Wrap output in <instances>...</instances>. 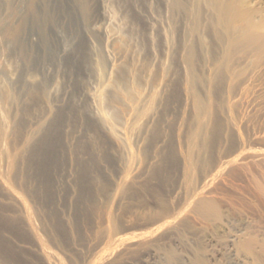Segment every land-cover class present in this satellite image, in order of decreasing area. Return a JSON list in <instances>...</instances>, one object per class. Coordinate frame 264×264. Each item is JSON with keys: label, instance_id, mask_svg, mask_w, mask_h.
<instances>
[{"label": "rangeland", "instance_id": "1", "mask_svg": "<svg viewBox=\"0 0 264 264\" xmlns=\"http://www.w3.org/2000/svg\"><path fill=\"white\" fill-rule=\"evenodd\" d=\"M59 1L65 17L61 19L63 28L59 29L62 34L55 32L51 35L55 45L33 46V59L29 64L20 59L11 63L9 50L0 56V60H4L0 61V89L3 93L6 87L18 92L24 78L27 82L45 80L49 104H52L47 122L40 119V115L27 118L31 115L22 111L23 108L31 112L34 107L28 97L19 99L6 112L0 107V179L28 207L29 221L27 223L18 200L9 196L0 184V264H45L38 251L43 246L57 257L59 264H87L91 254L94 253L90 257L93 261L96 252L101 255L110 249L114 251L102 264H191L193 258H201L205 264H252L246 254L235 253L234 244L246 233L261 241L264 238V217L259 206L247 209L234 202L241 199L256 205L252 194L235 192L245 189L243 187L250 181V176L233 178L225 169L224 177H215L216 169L230 154L228 143H213L209 135L200 136V147L194 152L193 180L180 163L197 126L193 102L200 99L196 83L193 90L188 89V68L183 61L189 39L195 49H201L198 31H191L188 26V9L172 7L170 2L167 3L169 0H84L87 8L81 11L73 0ZM258 7L261 13L257 16L264 21V0H259ZM104 12L107 18L103 21L101 15ZM67 17L69 20L64 19ZM95 21L100 22L98 25L102 29L120 31L128 38L119 61L114 65L111 59L107 61L104 76L95 55L102 32L87 35L82 31L83 25ZM210 34V30L207 31L209 49L214 45ZM31 37L36 40V36ZM56 51L60 53L56 54L57 57L52 55ZM196 53L198 59H194L193 71L198 73L202 64L201 51ZM121 67L126 68L127 73L123 85L116 87L113 85V71ZM246 67L248 74L251 68ZM262 75L263 80L264 72ZM159 83L162 87H155ZM153 89L159 93L155 92L156 99L153 106L150 105L153 111H150L152 109L147 107L146 101ZM128 94L137 101L136 108L127 101ZM110 95H113V101L109 105L107 98ZM208 101L212 105L214 98L209 97ZM100 105L104 107L108 123L117 114L118 119L112 124L116 137L109 132L108 124L100 120ZM142 108L150 110L138 126L133 123L134 128L131 122L136 110ZM38 118L45 123L42 129L49 137L48 146L38 141L44 133L27 142ZM66 119L71 132V154L66 152L64 138L62 140L61 128ZM211 127L212 121L209 120L207 128ZM125 132L132 133L131 152L141 153L129 159L132 163L122 149ZM144 136L145 141H142ZM258 143L252 147L261 146L264 150V142L260 146ZM43 153H47L44 157L47 163L41 161ZM261 167L264 168V154ZM120 174H127V180L122 193H116ZM256 174L258 172L253 176ZM204 181L212 189L209 197L216 202L217 217L202 219L187 205L192 190H199ZM105 211L113 214L117 232L109 234L107 227L110 223ZM137 234L141 236L134 237ZM113 235L124 240L119 248H113Z\"/></svg>", "mask_w": 264, "mask_h": 264}, {"label": "bare ground", "instance_id": "2", "mask_svg": "<svg viewBox=\"0 0 264 264\" xmlns=\"http://www.w3.org/2000/svg\"><path fill=\"white\" fill-rule=\"evenodd\" d=\"M169 2H170L172 7L175 6L178 9H181L183 7L185 9H188V12H189V17H187L188 21H189L188 26H190L191 31H198L197 40H199V43H200L199 47L202 49L201 50L199 48L200 49L199 51H201L200 63H202V64H200L201 69H200V71L198 70V73H196L197 70H195L196 72L193 71V69H194L193 63H195L194 59L198 55L196 53V51L197 52H199V51L197 49H195L194 45H192V43L190 42L191 39H189L188 45H187V47L185 49V53L183 55L184 64L187 65L186 67L188 68V70H187L188 80H189V88L188 89H192L194 84L196 83V85H198L199 94H200V96H197V95L196 96L200 99H199V102H197V97H196V99L194 98L197 102V103L193 102V107H194L195 112H196L197 126H196L195 132L192 133V135L189 138V145L187 147L188 148L187 151H185L186 153L184 154L183 158L181 157L183 159V162H180V163H182V165H184L183 167H185L187 169V171L189 172V177L191 178V180H193V176H194V174H193L194 173V170H193L194 152H195L196 148L199 149V147H200L199 143H198L200 136L201 135H203V136L209 135V137L211 138V142H213V143H219V141H221L222 143L223 142L228 143V146L230 149V154L227 156L225 161L222 160V163H220V165L216 169L215 177L219 178V179H221V177H224V175L226 174L225 169H226L227 173L229 174V176L233 177V178H236L239 176H250V181H248V184L243 187L245 189H240L239 191L235 190V192H242V193L244 192L245 194H247V196H249L248 193L252 194V196L255 198V199L253 198V201L256 203V205H254V203L252 201H247V200L245 201V200H241V199H238V200L235 199L234 202H236L235 203L236 205H239V206H241L243 208H247V209H251L253 206L254 207L259 206L263 212V217H264V168L261 167V160H262V157L264 154V150L260 146L261 142H264V108H263V102H264V82H263V80L264 79L262 80V76H263L262 74L264 72V21H262V17L257 16L259 14V12L261 11V10H259V7H258L259 0H169L167 3H169ZM59 3H60L59 0H0V56H2V53L4 51H6V53H7V51L9 50V53L11 52V54H10V57L9 56L8 57L11 59V61H10L11 63H12V61H15L16 59L17 60L20 59L21 61H23V63L29 64L31 62V60L33 59L32 58L33 46L34 47L35 46H38V47L51 46L53 43V41H52L53 38L51 39V35H53V33H55V32H57V34L58 33L60 34L61 32H59L60 31L59 29H60V27L63 28L61 19L63 18V16L65 17V15H64L65 13L63 10L64 8L61 7L59 5ZM73 4L77 7V9L79 8V10H81V11H83V10L86 11L87 1L85 2L84 0H73ZM71 6H72V4H71ZM73 9L75 10V8H73ZM176 11H178V10H176ZM67 13H70V12L67 11ZM104 14H106V12H104L101 15V19L103 21L105 18H107V17H105ZM68 15H70V14H68ZM81 15H83V14H81ZM109 17H110V15H109ZM68 18H70V17H67L64 19H68ZM72 18H74L73 15H72ZM76 19H77V17H76ZM71 21H73V20H71ZM105 22H107V21H105ZM98 23H100V22L99 21L88 22L87 24L83 25L82 31L87 35L90 33L97 35L99 32H102V34H101L102 38H101V40H99L101 42L98 41L99 44H97L98 47H96L95 55L98 58L97 65L99 67V70H101L102 75L103 74L105 75V73H106L105 72V66H106L107 61H110V59H111L113 62V65L115 64V62L119 61V59L121 58L120 53H122L124 46L127 44L128 38H127V35L125 33L123 34L119 30H117L119 32L111 31V30H108L106 27H104L102 29L101 28L102 26L100 27V25H98ZM209 30L211 33L210 36L212 35L211 38H213V44H214V45H212V47L210 49H209V47L211 46L209 44L210 43L209 42L210 37L208 39L206 38V37H208L207 31H209ZM31 36H36V40L31 39L32 38ZM93 38H95V37H93ZM99 39H100V36H99ZM75 40H76V38H75ZM207 40L209 42L208 43L209 45L207 44ZM67 42H68V39H67ZM211 44H212V41H211ZM91 47H92V45H91ZM43 49H44V47H43ZM43 53H45V52L43 51ZM58 53L59 52H57V51L54 54L52 52V55H56ZM87 54H88V52H87ZM41 56H43V55H41ZM57 56L58 55H56L55 57H57ZM90 56H91V54H90ZM90 56H88V57L90 58ZM12 59H14V60H12ZM196 59H198V58H196ZM90 60H91V58H90ZM0 61H4V60H0ZM34 61H36V60H34ZM45 61L46 60H43L44 63H45ZM6 62H7V60H6ZM88 62H90V61H88ZM39 66H40V64H39ZM248 66L251 68L250 69L251 71L247 74L245 67L249 68ZM26 67H27V65H26ZM27 69H29V68H27ZM113 72H114L113 76H114V83H115L113 85L116 87H120L121 85H123V82L125 80V75L127 73L126 68L121 67V68L117 69V71L115 69ZM99 74H100V72H99ZM99 74H98V76H99ZM102 75H100V76H102ZM254 78H257V79H254ZM48 79H50V78H48ZM39 80H40V78H39ZM44 81L41 80L38 82L35 80H30L27 82V80H25V78H24L21 83L19 82L20 84H19L18 89H17L18 92H13L14 90L13 91L9 90L10 87L5 88L6 89L5 93H3V91L0 89V107L4 110V112H6V109H8L9 106H11L12 104H17L19 99L28 97L31 101H33L32 106H34V107H33V109L31 108L32 109L31 112H27L28 108L27 109L23 108L22 111H24V112L26 111V114L28 113L27 115H31L29 117H27V116L26 117L28 119L29 118L31 119L34 115L35 116L40 115L39 118L44 119L46 121L47 116H49V113H51L50 111H52L51 110L52 104L51 105L49 104V102H50L49 101L50 100L49 99V92L47 93V85L45 83L46 81L45 82ZM47 84H49V83H47ZM159 85H160V87H162L160 83L157 84L155 87H159ZM14 89H15V87H14ZM155 92H156V90H154V92L152 94H150L151 98L149 96L147 97L146 104H147V107H149V108H151L153 106V103H154L153 100L156 99L155 98L156 97ZM157 92L159 93V90H157ZM194 92H196V91L194 90ZM196 93L198 94V92H196ZM83 94H82V96H83ZM101 95L102 94H100V96ZM56 96H58V95H56ZM159 96H160V94H159ZM112 97H113V95L108 96L107 104H109V105L111 104V101H113L111 99ZM193 97H195V96H193ZM209 97L214 98V103L212 105H209V101H208ZM100 99H101V97H100ZM126 99L129 102V104H131L132 106H134L136 108L137 101L135 102L133 95L128 94L126 96ZM101 100H103V99H101ZM150 105H151V107H150ZM211 106H212V109L210 108ZM144 108L136 110V116H135L134 120L131 122L132 124L135 123V125H137V126L140 124V121H142L141 120L142 117H144L145 113L150 110L149 109L148 111H146L145 109H148V108H145V109ZM20 109H22V107H20ZM211 110H212V112H210ZM104 111L105 110H104L103 106L98 108L100 120H102L106 124H108L109 132L114 137H116V132L112 128V126H113L112 124H114L115 120L118 119V116H117V114H114V117L112 118L113 120H111V121L109 120V123H108V120H107V117H106ZM150 111H153V109ZM39 118L34 121V123L36 125L35 129L31 130V135L29 136V139L27 140V142H29L30 139H31V141H33L35 139V137H37V136L39 137L41 133H44L42 128L45 127V126H43V125H45V123L44 122L42 123L43 120L39 121ZM209 120L212 121V127L210 129L207 128V123ZM67 122H68V120L66 122H63V124H62V126H63L61 128L62 129V135L64 134V136L62 137V140L64 138V142L63 141H61V142H63V144L66 145L65 146V148L67 147L66 152L70 153L71 147H70L69 140H70V133L71 132H69V129H68L69 123H67ZM55 124H56V122H55ZM132 126H134V124ZM51 127H53V124H51ZM60 127H61V125H60ZM134 128H135V126H134ZM45 130H46V128H45ZM45 133L38 140V141L42 142L43 145H45V144L47 145V143H49L48 142L49 137H47ZM130 135H132V133L130 134V132L129 133L125 132L124 138L122 139L123 140L122 141V149H123V151H125L127 158L125 156H123V157H125L127 160L131 159V157L134 158V157H137L138 155L140 156V154H141L139 152V154L136 155V154H133L131 152ZM144 138H145V136L141 140L145 141ZM131 140H133V139L131 138ZM221 142H220V144H221ZM257 142H260V144L258 143L260 147L259 148L255 147V146L252 147V145L253 144L255 145V143L257 144ZM148 144H149V142H148ZM71 145H72V143H71ZM92 146H94V145H92ZM256 146H258V145H256ZM69 147H70V149H69ZM53 149H54V147H53ZM134 152H136V151H134ZM82 154H84V153H82ZM86 154H88V153H86ZM45 155H44V153L41 154V161L45 160L44 159ZM59 155H60V153H59ZM94 155L96 156V154H94ZM180 155H182V154H180ZM52 156H53V154H52ZM80 158H82V157H80ZM92 158H93V156H92ZM56 159H57V157H56ZM38 160H40V157L38 158ZM88 161H89V159H88ZM130 161L131 160H129V162ZM45 162H46V160L44 161V163ZM49 162H51V161H49ZM52 162H53V160H52ZM61 162H63V161H61ZM130 163H132V162H130ZM61 166H63V165H61ZM51 167H52V165H51ZM86 170H88V169H86ZM128 171H130V170H128ZM155 171H152V172H155ZM94 172H95V170H94ZM134 172H135V170H134ZM152 172H151V174H153ZM257 172H258V174H256V176H253V174H255ZM85 173H86V171H85ZM127 174L126 175L122 174L123 176L120 174V182L117 183L116 193L121 192V190L123 188V184H125V182L127 180ZM131 174H133V173H131ZM128 176H130V175H128ZM153 177L154 176L152 175V178ZM154 179H155V177H154ZM203 180H207V179H203ZM0 184L6 190L5 192H8L9 196L11 195L16 200H18V202L20 203V205L22 207L24 215L26 217V221H28V219H27V216H28V209L27 208L28 207L25 206L24 202H22V200L19 199V197L17 195H15L10 190V188L1 179H0ZM206 184L207 183L205 182V184L201 185V188L199 190H196V189L192 190V193L190 194V196L188 198V203H187V205H189L192 208V210L195 211L194 213H196L202 219H207L211 216H215V217L218 216L216 202L212 198L209 197L210 196L209 194L212 193V191H211L212 189L209 188L210 184L209 185L207 184L208 186H206ZM144 186H146V185H144ZM248 186H250V189H247ZM97 187L99 188V186H97ZM144 189H145V187H144ZM149 189H151V188H149ZM114 197H115V195H114ZM158 202H160V200ZM95 208H96V206H95ZM110 208H112V207H110ZM111 214L109 213V211H107L105 214L107 220L110 223L109 224L110 226L107 227V228H109V234L116 231L115 229L117 228V226L115 224L116 222H114L115 220L112 217L113 214L112 215ZM163 216H168V215L163 214ZM169 218L170 217H168V221H169ZM166 222H164V223H166ZM27 223H29V221ZM168 223L170 225L172 222H168ZM113 236H115L112 239L113 240L112 245H114L113 246L114 249H116L117 247L119 248V246L123 245L124 240L121 241V239L119 237H116V235H113ZM140 236H141V234L140 235L137 234L134 237L139 238ZM134 237H132V238H134ZM125 240H127V239H125ZM131 240H133V239H131ZM7 245H9V244H7ZM256 247L259 248V251L256 250ZM45 248L46 247L43 246V247L39 248L40 250H38V251H40L39 254L41 255L42 259L45 261V264H59L57 257L52 252L48 251L49 249L47 250ZM110 250L103 252L104 254L102 253L101 255L98 254L99 252H96V255L98 254L99 257L97 255V257L95 258V256H96L95 255L93 257L94 258L93 261H91L92 258L90 259V257L93 256L94 253L91 254V256L89 257L90 262H89V260H87V262H89L87 264H102L103 261L106 262L109 259V257L111 256V253L114 251L113 249H110ZM234 250H235V253H237V254L243 253V254H246L247 256H249L252 259V264H264V238L261 241H259L255 235H253L251 233H246L242 237H240V239L234 244ZM1 252H3V251H1ZM12 257H14V256H12ZM191 264H205V263H204V260H202L201 258L200 259L199 258H193L191 261Z\"/></svg>", "mask_w": 264, "mask_h": 264}]
</instances>
